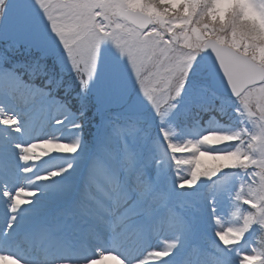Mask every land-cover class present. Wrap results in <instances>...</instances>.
Returning a JSON list of instances; mask_svg holds the SVG:
<instances>
[{
  "label": "rangeland",
  "instance_id": "obj_1",
  "mask_svg": "<svg viewBox=\"0 0 264 264\" xmlns=\"http://www.w3.org/2000/svg\"><path fill=\"white\" fill-rule=\"evenodd\" d=\"M34 4H28V0L23 2V5L14 8H10L9 20L6 21L10 31H14L12 36H16L18 41L24 42L29 48H34L41 53L43 56H50L57 59V63L62 69L69 70H77L79 68L78 64L83 67V71L87 74V78L91 75L94 70L95 65L88 59L86 53L81 52L84 50L81 42L75 49L76 42L82 39L81 35L78 33V27L74 25L65 15L64 18H61L58 15V19L52 22V19H46V11H47V0H34ZM188 1V0H187ZM69 2V0H55L53 4L60 5L65 10V5ZM104 3L113 2V0H102ZM117 2V1H116ZM132 2V1H131ZM214 4L211 7V17L224 19L226 14L229 11L230 6L233 3V0H214ZM135 5H137V1H134ZM241 9L243 10V14L248 17H255L260 22L264 24V0H240ZM217 4L226 5L223 9V15H217L216 13L221 12V9L217 8ZM25 5V6H24ZM24 6V11L20 10ZM184 7H187V2L184 4ZM152 8V7H151ZM153 9V8H152ZM28 11V12H27ZM64 12L65 11H59ZM159 19L162 18L161 15H158ZM161 21V20H160ZM160 24V22H159ZM207 25H205L206 27ZM110 31L106 32V28H100V31L108 38L110 41V47H105L102 50L101 63H102V84L95 86L92 90L95 94L96 100L103 105H112L117 104L118 107H122L123 102L127 100V97L134 89V84L137 79V66L142 65V61L146 57L147 50L150 51L151 41L147 36L139 35L137 32L130 30L125 25L114 24L113 26H109ZM169 29L178 28L177 22L171 21L170 25H168ZM207 30V34H213L211 29L208 27L205 28ZM205 30L197 31L195 29L192 33L183 32L180 34L179 44L185 47L191 48H199L202 43L193 44L192 41L194 39L198 41H204L205 38ZM191 33V34H190ZM204 33V35H203ZM100 40L99 37L92 35L88 39ZM155 42L160 43L164 49L163 53L160 55L159 64H156L155 71L153 73V77L151 79V83L146 88L145 94L141 97V94L134 98L132 105H128V110H145L149 105H155L164 99V96H168L171 92H175V89L181 81L178 79L181 77V73L187 71V65L191 63V57L185 54H177L175 51L174 45L170 44V39L167 37L165 40H156ZM75 43V45H74ZM101 44V40L99 43L95 45L94 53L99 48ZM170 44L169 49L167 48ZM77 53L76 57L73 56V52ZM160 50V51H161ZM158 51V52H160ZM126 52V53H125ZM157 52V53H158ZM119 53V55H117ZM125 53V55H124ZM157 53L152 54L151 56L157 55ZM150 56V57H151ZM150 57H148L147 62L150 61ZM203 63L200 64L195 70V74L190 78L189 87L192 86V82L196 81L200 84L204 83L205 85L209 81L208 75H206V70L204 68ZM81 70V71H82ZM197 71V73H196ZM203 75V78L200 79L199 74ZM136 76L133 79H129L128 82L125 81V77L127 76ZM118 77V79L115 78ZM146 81V78H145ZM145 81L143 83H145ZM142 83V84H143ZM141 86L147 85L148 82ZM200 94L205 93L204 89ZM174 94V93H173ZM246 101L247 106H241V111L237 113V116L240 120L245 123L246 117H250L251 115L257 117L254 120V137L257 138V143L260 146V150H257L261 162L264 161V94H261L258 86L252 87L246 91ZM5 125V123H2ZM18 128V126H16ZM208 130L200 132L198 139L189 141L185 136L179 135L178 142H175L174 148L181 149L183 152L188 151L183 159L188 161V165L186 167L178 166L177 176L180 179L183 178L177 189L189 187L191 185V180L193 174L196 169L202 167L204 164H219L225 163L230 164L235 158L238 157V154L235 150L231 152L225 153H210L208 151L209 148L207 146L209 143L211 144H228L236 139L239 132L237 130L234 131H222L219 128V124L213 122L211 125L207 126ZM215 129L211 132L212 129ZM75 139L76 146L79 145V141ZM64 144L71 143L72 141H63ZM63 142H60L61 144ZM204 146V148H203ZM34 147V146H33ZM117 157L116 160L120 163V166L123 168L125 172L130 173L133 172L134 166H131L128 163V160L123 158V150L121 149V145L117 143ZM45 149L43 146H37L33 148V153L38 152L39 150ZM62 148V147H60ZM198 149V151H196ZM127 149L125 152L129 153ZM196 151V152H194ZM178 160V158H175ZM172 160L157 155L152 158V162L148 167V170L145 172L142 177L145 179V182L140 183V179L137 181L136 185L138 188L135 193H139V196L133 195L130 199V203H145L146 198H148V189L152 183V180L158 177V175L162 172V170L172 164ZM185 162V161H184ZM80 163V159L75 161V163H69L66 165L70 168L71 174L75 175L76 164ZM185 163H183V166ZM55 165H53L54 167ZM65 167L59 168L58 172L65 171ZM101 177H105L103 173H100ZM13 194V193H12ZM146 194V195H145ZM251 194L248 190L247 193L243 195L244 200L256 201L257 199H251ZM15 195V194H13ZM51 195V194H50ZM54 195L58 196V194ZM53 196V195H52ZM168 200L167 196H161V203ZM230 196L223 197L220 203H226V207L223 213L217 214L216 220L219 222L216 228H208V231L213 236L214 229L216 230V234L220 236L225 241H234L238 238H242L248 231V226L250 224V215L245 211L240 212V221L234 220V213L238 210V208L232 209V200H230ZM58 200L51 201L50 206L56 204ZM150 204L147 205L145 203L143 213L140 218L144 217L150 219V212L155 211L157 207V202L155 199H150ZM231 201V204H230ZM264 204V203H261ZM170 218L168 220L167 228L173 227L175 229V233L177 234L178 239H172L171 236L165 233L166 229L162 232V234L158 235L155 238V243L153 245V250L151 255L155 257L154 263L158 261H162L160 257L166 259H170L169 264H176V259L181 252L182 248L191 243L196 237V233L200 227V222L198 220L197 213L193 212L189 214L186 218H181L178 216H174L170 213ZM259 216H264V205L259 213ZM117 230V229H116ZM165 233V234H163ZM214 238V236H213ZM213 244V243H212ZM253 246H250L249 249H252ZM246 251V250H245ZM244 251V252H245ZM248 254V251L245 254H240L235 252V256L229 253L227 256L223 255L219 252H215L212 254H207L205 258L204 264H235L234 259L241 258L245 260L246 258L255 257ZM196 257L191 255L187 258L186 264H192L193 260L196 261ZM121 264V263H120ZM123 264V262H122ZM165 264V263H161Z\"/></svg>",
  "mask_w": 264,
  "mask_h": 264
},
{
  "label": "clouds",
  "instance_id": "obj_2",
  "mask_svg": "<svg viewBox=\"0 0 264 264\" xmlns=\"http://www.w3.org/2000/svg\"><path fill=\"white\" fill-rule=\"evenodd\" d=\"M187 0H157L156 6L161 9L164 13H175L178 12L182 4H186ZM5 0H0V5L4 4ZM168 5V7H165ZM64 15L79 29L78 33L81 35L82 39L86 40L90 36L95 35L100 38L101 44L99 48L94 53V70L91 75L84 79L83 76L80 77L81 91L88 92L91 91L95 86L102 84V63L101 56L102 50L105 47H110V41L104 34L100 31V28H108L116 23L128 24L123 16L120 14L121 9L135 8L137 5H127L123 3L113 2L104 3L102 0H69V2L64 6ZM203 3L200 4L199 13H203L205 9ZM217 8L221 9V12L216 13L217 15H223V9L226 5L217 4ZM184 13L188 12V7H184ZM4 13V8L0 7V16ZM198 13V14H199ZM101 16L102 20H97L96 17ZM215 17L213 16V19ZM149 28L155 29L157 26L154 23H148ZM227 36V33L222 35H217L215 39L207 35V30H205L204 41H198L194 39L193 44H199L202 42H207L209 44L219 42V46L227 47L233 51L234 55L241 58L245 62L252 73V82L258 86L261 94H264V57L257 55L256 43L254 39L252 40V47L249 48L247 44L243 45V50L236 45L239 41L233 40L231 37L227 41L223 39ZM252 39V38H248ZM177 54H185L191 57V63L187 65V71L181 73V77L178 79L181 81L178 83L174 95L173 103H171L170 108L175 117L179 118L184 114L192 111L193 108H199L200 104L196 99V93L201 89H206L207 85L199 84L196 81L192 82V86L189 87L190 78L195 74V70L200 65L202 61L206 58L211 57L214 61L216 58L210 47H199L191 48L185 47L183 45L177 44L174 46ZM119 55V53H117ZM15 74L11 69L0 70V107L7 108L10 104H24L30 107H41L50 104L52 97L51 92H45L44 89L40 88L38 85H27L23 81L22 77L14 78ZM247 84L240 87L238 83H233L228 81L227 87L231 96H221L216 93V98L220 100L222 106H226L228 102L232 99L236 101L237 106L234 111L239 113L241 111V106H247L246 93L244 88H247ZM239 88V90H237ZM43 93V94H42ZM220 111L226 110V107L219 109ZM214 117L210 116V119ZM61 120H57L56 123H61ZM215 197H213L214 199ZM250 214L255 215L254 210H249ZM214 222V221H213ZM253 231L259 232L260 247L264 248V216H259L257 222L248 228V233L251 234ZM213 246L216 252L223 255H228L233 252L236 241H225L220 236L216 234V230L213 231ZM255 247L248 251L249 255L254 254ZM147 255L145 252L143 255H133L132 257H125V264H141L144 256ZM52 264H91L90 256L82 257H72V256H59L52 260Z\"/></svg>",
  "mask_w": 264,
  "mask_h": 264
},
{
  "label": "water",
  "instance_id": "obj_3",
  "mask_svg": "<svg viewBox=\"0 0 264 264\" xmlns=\"http://www.w3.org/2000/svg\"><path fill=\"white\" fill-rule=\"evenodd\" d=\"M205 47H210L216 58L214 61L211 59V57L207 58L209 62L208 66L210 67L211 71H213V73H217V69L221 66H225V63H230L229 67L221 68L219 73L229 75V78L235 76L232 82L238 83L240 87L252 80V73L249 66L243 62L240 57L234 55L233 51H231L229 48L221 47L216 43H207ZM248 73H251V75H247ZM242 77L245 78L244 80L240 81L239 79ZM214 86L217 87L215 83Z\"/></svg>",
  "mask_w": 264,
  "mask_h": 264
},
{
  "label": "trees",
  "instance_id": "obj_4",
  "mask_svg": "<svg viewBox=\"0 0 264 264\" xmlns=\"http://www.w3.org/2000/svg\"><path fill=\"white\" fill-rule=\"evenodd\" d=\"M151 2H153V1L151 0ZM191 7L193 10L194 4L191 5ZM202 22L207 23L211 26L214 25L216 27V29H218L217 31H220L219 27L224 26L218 20L213 22L208 14H206L204 16L203 20L199 21V25ZM254 23L255 22L250 20V19H238V21L236 22L235 29H231L232 32L229 35L234 36V38H237L240 41H242L244 39H248V38H252L250 40L254 39L255 41H258V42L264 41L263 40L264 39V29L258 28L257 24H254ZM226 25H227V23H226ZM221 28H223V27H221Z\"/></svg>",
  "mask_w": 264,
  "mask_h": 264
},
{
  "label": "bare ground",
  "instance_id": "obj_5",
  "mask_svg": "<svg viewBox=\"0 0 264 264\" xmlns=\"http://www.w3.org/2000/svg\"><path fill=\"white\" fill-rule=\"evenodd\" d=\"M66 146H68V147H71L70 145H66ZM66 146H64V145H59L58 143H56V142H49V143H46L45 144V147H47V148H49L50 150H53V149H61L60 147H66ZM50 155V154H49ZM23 184L24 185H26L27 183H25V182H23ZM30 193H38L39 194V192H28L27 194H29L30 195ZM40 197H42V199H43V195L42 196H40ZM39 197V198H40ZM42 199H40V200H36V199H33V198H31V197H26V198H24L22 201H21V203L20 204H16L12 209L13 210H17V209H20V208H22L23 209V213L22 214H25V213H30V211H27L26 210V207L28 206V205H39V206H41V201H42ZM11 201V200H10ZM13 204V203H12ZM17 217H19V216H17ZM117 219H118V217H117ZM13 232L15 231V227H13V230H12ZM22 254H24L23 256H24V258H28V256H30V253L29 252H25V251H23L22 252ZM49 257H51V254L50 253H48L47 254V258H49ZM39 258V257H38ZM29 260H31V259H29ZM0 264H20V263H18V262H16L15 260H13V259H11V258H6V257H0ZM91 264H120V261H118L114 256H111V255H107V256H104L103 258H101V260L100 261H98V262H95V263H91Z\"/></svg>",
  "mask_w": 264,
  "mask_h": 264
},
{
  "label": "snow or ice",
  "instance_id": "obj_6",
  "mask_svg": "<svg viewBox=\"0 0 264 264\" xmlns=\"http://www.w3.org/2000/svg\"><path fill=\"white\" fill-rule=\"evenodd\" d=\"M5 123H7V122H5ZM15 130L16 131H22V129H19V128L15 129ZM4 166H5V160L0 158V168H2Z\"/></svg>",
  "mask_w": 264,
  "mask_h": 264
}]
</instances>
